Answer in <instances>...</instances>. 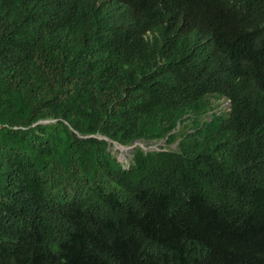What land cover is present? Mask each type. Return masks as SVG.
Here are the masks:
<instances>
[{
  "label": "trees",
  "instance_id": "16d2710c",
  "mask_svg": "<svg viewBox=\"0 0 264 264\" xmlns=\"http://www.w3.org/2000/svg\"><path fill=\"white\" fill-rule=\"evenodd\" d=\"M0 264H264V0H0Z\"/></svg>",
  "mask_w": 264,
  "mask_h": 264
},
{
  "label": "rangeland",
  "instance_id": "374dc122",
  "mask_svg": "<svg viewBox=\"0 0 264 264\" xmlns=\"http://www.w3.org/2000/svg\"><path fill=\"white\" fill-rule=\"evenodd\" d=\"M226 105H228V102L227 101L223 102V106H226ZM175 143L176 142H173V143L167 145V147L173 148V147H175ZM135 144H139V143L136 142ZM140 145L142 148H144V150L159 149L160 146H164V140H158V141L154 142V144L149 145V146H146L144 143L143 144L140 143ZM109 149L126 167L127 164L129 163L130 158H131L132 149L129 148V146H123V145H120L117 143H113Z\"/></svg>",
  "mask_w": 264,
  "mask_h": 264
},
{
  "label": "clouds",
  "instance_id": "9594fccd",
  "mask_svg": "<svg viewBox=\"0 0 264 264\" xmlns=\"http://www.w3.org/2000/svg\"><path fill=\"white\" fill-rule=\"evenodd\" d=\"M225 101H226V100H225ZM225 101H221V102H220V105H219L217 108H215L214 111H216V112H219L220 110L225 111L226 108H227V106H228V105L223 106V102H225ZM227 102H228V101H227ZM142 144H143V143H142Z\"/></svg>",
  "mask_w": 264,
  "mask_h": 264
},
{
  "label": "water",
  "instance_id": "95a60500",
  "mask_svg": "<svg viewBox=\"0 0 264 264\" xmlns=\"http://www.w3.org/2000/svg\"><path fill=\"white\" fill-rule=\"evenodd\" d=\"M134 144H135V143H134ZM134 144H133V145H131V146H129V148H131V149H132V148L134 147Z\"/></svg>",
  "mask_w": 264,
  "mask_h": 264
},
{
  "label": "bare ground",
  "instance_id": "6f19581e",
  "mask_svg": "<svg viewBox=\"0 0 264 264\" xmlns=\"http://www.w3.org/2000/svg\"><path fill=\"white\" fill-rule=\"evenodd\" d=\"M126 150V149H125Z\"/></svg>",
  "mask_w": 264,
  "mask_h": 264
}]
</instances>
